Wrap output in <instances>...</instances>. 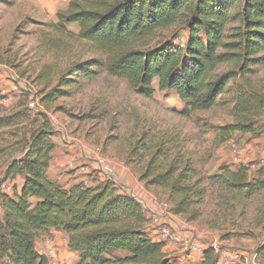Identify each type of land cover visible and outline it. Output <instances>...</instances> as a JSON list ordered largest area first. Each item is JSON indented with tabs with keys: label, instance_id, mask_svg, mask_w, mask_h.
<instances>
[{
	"label": "trees",
	"instance_id": "obj_1",
	"mask_svg": "<svg viewBox=\"0 0 264 264\" xmlns=\"http://www.w3.org/2000/svg\"><path fill=\"white\" fill-rule=\"evenodd\" d=\"M13 1L0 0V4L12 5ZM233 9H238L242 27L237 40L224 44ZM184 16L188 32L184 47L174 43L152 49L140 46L139 42ZM72 24L78 26L76 38L102 55L73 61L54 86L47 81L45 88H50L39 99L46 108L69 96L78 79H94L105 71L147 97L153 94L156 79L159 90H173L183 101V114L207 110L238 73L214 74L219 65L232 63L244 74L251 63L264 59V0H71L48 25L58 34L73 35ZM220 47L226 51H218ZM49 73L45 68L39 78L45 80ZM231 113L234 122L218 127L220 142L231 140L236 131L256 135L255 118L264 113V92H243ZM21 114L19 110L0 119V128ZM39 115L42 124L28 137L23 133L19 138L26 149L24 155L12 159L5 170L6 176L19 174L24 182L11 196L0 193V264H50L36 249L35 239L51 228L67 235V247L77 253L74 264H173L163 251L165 243L149 236V218L141 204L121 192L112 179L95 186L78 182L68 187L48 179L56 144L50 120L44 113ZM134 148L136 152L149 150L143 141ZM164 151L156 149L139 178L167 191L175 215L189 219L199 215L206 193L204 180L217 192L224 190L243 199L264 190V162L257 165L253 179L246 164H222L217 173L198 175L189 161L164 163ZM255 255V263L264 264V244ZM200 264H219L218 252L206 247Z\"/></svg>",
	"mask_w": 264,
	"mask_h": 264
},
{
	"label": "rangeland",
	"instance_id": "obj_2",
	"mask_svg": "<svg viewBox=\"0 0 264 264\" xmlns=\"http://www.w3.org/2000/svg\"><path fill=\"white\" fill-rule=\"evenodd\" d=\"M32 3L14 0L12 5L0 4V65L10 70L14 86L6 94L0 91V98H8L0 105V119H7L19 110L22 112L20 117L12 118L0 128V181L15 180L14 175L6 176V167L12 159L24 155L26 149L18 143L19 138L23 133L28 137L33 128L39 127L42 124L39 113H44L53 126L52 140L65 158L59 172L60 184L68 187L83 182L95 186L106 180L107 176L94 161L100 156L112 164L111 178L131 175V183H139L136 186L141 187V202L153 208L149 213L141 204L144 213L151 216L147 225L158 217L160 225L172 234L165 243H176L182 251L181 260L172 256L181 251H171L173 264H198L199 258L191 249L194 244L201 246L202 252L214 245L219 264H256L255 252L264 244V190L243 199L224 190L217 192L215 186L204 180L206 193L199 205L200 213L189 219L172 213L165 189L146 185L139 176L150 156L157 148H162L165 149L161 154L164 163L189 161L198 175L217 173L222 164H246L250 166V179H253L257 165L264 161V113L255 118L254 127L259 131L256 135L236 131L231 140L220 142L218 127L234 122L231 108L240 94L252 89L264 92V59L251 63L244 74L232 63L219 65L214 74L232 70L238 73L218 102L207 110L183 114V101L173 90H159L156 79L152 83L154 92L147 97L129 87L125 80L105 71L94 79H78L69 96L58 98L46 108L39 99L41 92L50 88H45L47 81L54 86L58 76L73 61L102 54L76 38L77 25L69 28L73 35L54 32L48 24L55 21L56 16L52 19L54 15L50 11ZM237 12L238 9L231 12L224 44L237 40L242 27ZM185 18L158 30L139 42L140 46L152 49L174 43L184 47L188 39ZM218 51L224 52L226 48L220 47ZM45 68L50 69V73L41 80L39 74ZM29 101L34 105L30 106ZM142 141L149 150L136 152L134 147ZM69 160L72 168L66 165ZM14 191L16 188L10 196ZM162 202L169 207L162 208ZM156 237L154 240L162 241L160 234ZM35 243L38 252L46 256L50 264L77 261V253L67 247V235L61 230L51 228L40 232Z\"/></svg>",
	"mask_w": 264,
	"mask_h": 264
},
{
	"label": "crops",
	"instance_id": "obj_3",
	"mask_svg": "<svg viewBox=\"0 0 264 264\" xmlns=\"http://www.w3.org/2000/svg\"><path fill=\"white\" fill-rule=\"evenodd\" d=\"M29 2H33L32 4L34 5H38L39 7H42L43 9H47L48 11H50L54 17L52 19L55 18L56 13L58 10H63L66 9L68 6V3L71 0H26ZM56 21V20H55ZM72 25H76V24H72ZM72 25H70L72 27ZM69 26V28H70ZM12 73L10 72L9 69H5L3 68V66L0 65V91L1 94H6L11 88H13V83H12V78H11ZM8 98H0V105H3L7 102ZM55 151H53L51 153V160L49 163V167L47 170V177L50 180H54V181H58L61 182V177L62 175H60V170L64 164V160L65 158L62 157V152L60 151V149L55 148ZM264 162V161H263ZM261 162V163H263ZM15 180H13L15 182V188L16 191L19 192L22 188L23 182H24V178L19 175L16 174L14 175ZM113 180V182L116 184V186L119 188V190L121 192H125L129 195H131L133 198H135L140 204H144L143 208H148L149 213L152 212L153 208L150 206L149 203H142L141 202V196H140V190L141 187L139 183L135 182V185L131 183V180L133 179L131 177V175L129 176H121V175H117L113 178H111ZM85 181V180H83ZM139 186V187H138ZM30 201L32 203L36 202V198L35 197H31ZM149 204V205H148ZM149 219H151V216H147ZM159 229L156 225H154L151 221V223L149 224L148 228L146 229L149 236L152 237L153 239L157 238L156 236L158 234H160V232H158ZM165 243V242H164ZM177 249L179 250L178 244L176 243H165L164 247H163V251L170 257L171 251ZM192 252L198 256L199 258V263L201 262V257H202V252L199 253L198 251H194L192 250ZM172 256H175V258H177L178 260L183 259V255H182V251L180 252H175ZM171 256V257H172ZM175 259H172L171 261H174Z\"/></svg>",
	"mask_w": 264,
	"mask_h": 264
},
{
	"label": "built area",
	"instance_id": "obj_4",
	"mask_svg": "<svg viewBox=\"0 0 264 264\" xmlns=\"http://www.w3.org/2000/svg\"><path fill=\"white\" fill-rule=\"evenodd\" d=\"M29 105L30 106H33L34 105V102L33 101H29ZM94 161L96 162L98 168L100 169L101 173H103L105 176H107V178H111L112 174H114V168L112 166V164L102 158V157H97L96 159H94ZM66 165L70 168L73 167V163L71 162V160L67 161L66 162ZM15 188V182L13 180H10V179H3L0 181V193H5V194H12L13 190ZM160 206L162 208H168V204L166 202H162L160 203ZM154 225H156L157 227L158 226H161L160 225V220L158 219V217H154L153 218V222H152ZM160 237L162 238V241L165 242L166 240L172 238V234L171 232L169 231L168 228L164 227V226H161L160 227ZM47 243H49L47 241ZM212 247L216 250V247L214 245H212ZM192 250L194 251H198V252H202V247L201 246H198V245H193Z\"/></svg>",
	"mask_w": 264,
	"mask_h": 264
}]
</instances>
